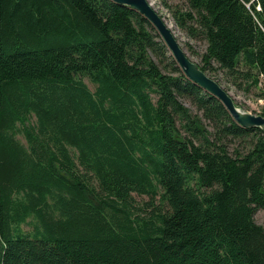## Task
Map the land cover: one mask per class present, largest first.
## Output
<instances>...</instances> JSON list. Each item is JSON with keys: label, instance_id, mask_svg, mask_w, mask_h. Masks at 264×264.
Listing matches in <instances>:
<instances>
[{"label": "trees", "instance_id": "16d2710c", "mask_svg": "<svg viewBox=\"0 0 264 264\" xmlns=\"http://www.w3.org/2000/svg\"><path fill=\"white\" fill-rule=\"evenodd\" d=\"M183 1L163 3L206 40L203 70L264 80V0ZM261 209L264 131L191 81L145 17L0 0V264H264Z\"/></svg>", "mask_w": 264, "mask_h": 264}, {"label": "water", "instance_id": "95a60500", "mask_svg": "<svg viewBox=\"0 0 264 264\" xmlns=\"http://www.w3.org/2000/svg\"><path fill=\"white\" fill-rule=\"evenodd\" d=\"M122 7H130L145 17L156 29L169 54L176 60L183 73L204 91L217 97L233 119L242 126L259 127L264 131V115L242 110L230 93L217 79L203 70L179 42L166 18L154 7L151 0H113Z\"/></svg>", "mask_w": 264, "mask_h": 264}, {"label": "rangeland", "instance_id": "374dc122", "mask_svg": "<svg viewBox=\"0 0 264 264\" xmlns=\"http://www.w3.org/2000/svg\"><path fill=\"white\" fill-rule=\"evenodd\" d=\"M151 2L154 7L166 18V20L172 23V29L189 56L198 63H201L202 53L207 47L206 40L189 36L184 30H182L177 25L171 11L164 5L163 0H151ZM169 2L173 4L179 3L181 5L184 3L183 0H169ZM219 77L220 83L230 91L239 108L252 113L261 114L264 110V80H261L258 85L252 84L251 82L249 84V82L244 81L245 87L248 85L250 86L249 89H247L237 87L225 79L223 75H220ZM86 81L89 83L91 88L94 89L95 85L89 79H86ZM182 101L187 106L191 107L193 111L202 113L201 111H198L196 106H194L188 99L182 98ZM32 121L35 122V118H33ZM18 137L24 142L27 141L23 132H19ZM137 199L141 203L144 199H147V196H137ZM255 217L259 223L264 224V209L259 210ZM24 228L28 229L30 228V225L24 224Z\"/></svg>", "mask_w": 264, "mask_h": 264}, {"label": "bare ground", "instance_id": "6f19581e", "mask_svg": "<svg viewBox=\"0 0 264 264\" xmlns=\"http://www.w3.org/2000/svg\"><path fill=\"white\" fill-rule=\"evenodd\" d=\"M168 23L171 25V27L173 26L172 23L170 21H168Z\"/></svg>", "mask_w": 264, "mask_h": 264}]
</instances>
